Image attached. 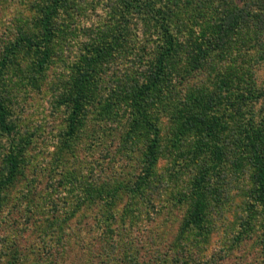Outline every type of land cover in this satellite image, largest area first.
I'll return each instance as SVG.
<instances>
[{"label":"rangeland","instance_id":"rangeland-1","mask_svg":"<svg viewBox=\"0 0 264 264\" xmlns=\"http://www.w3.org/2000/svg\"><path fill=\"white\" fill-rule=\"evenodd\" d=\"M48 1L0 0V55L17 36L39 34ZM134 1L60 0L45 69L36 70L37 50L25 45L4 68L0 99L13 128L0 135V176L11 141L19 164L2 190L0 264H264V209L238 148L251 126L264 143V0ZM144 2L171 11L178 51L147 97L165 151L136 194L122 190L140 173L149 133L126 138L127 100L148 78L147 60L159 44L155 20L139 10ZM251 8L257 11L247 14ZM239 10L244 15L234 23ZM224 16L232 29L224 45L202 54ZM93 59L69 135L75 77ZM186 100L203 104L205 124L217 121L224 160L201 223L181 232L188 204L176 196L188 192L199 168H211L205 150L199 158L193 152L200 134L212 138L205 125L173 139ZM119 184L114 201L94 193ZM104 210L112 213L107 225Z\"/></svg>","mask_w":264,"mask_h":264},{"label":"trees","instance_id":"trees-1","mask_svg":"<svg viewBox=\"0 0 264 264\" xmlns=\"http://www.w3.org/2000/svg\"><path fill=\"white\" fill-rule=\"evenodd\" d=\"M134 2H136V0ZM59 3L60 0H49L47 3H45L38 21L40 28L38 35L32 37L21 34L3 48V51L0 55V77L4 68L10 61L11 56L22 45L37 50L38 55L35 61L36 70L41 72L45 69L50 56L48 44L54 35L51 20L53 14H55L58 8ZM164 8V6L158 7L154 4L144 2L142 8L140 7L139 9L140 11L147 13L152 17L153 20H155L159 44L154 47L153 51L151 52V56L147 60L150 68L148 78L146 80H142L140 83L131 88L127 100L128 119L131 122V126L129 127V131L126 134V138L130 139V142H133L137 138L136 131L140 129H143L149 133L148 138L145 141L143 154L140 160V173H138L130 187L125 186L122 190L127 192L130 191L131 193L133 192L136 194H141L143 192L144 188L147 186L150 178L153 175L159 153H163L165 151L161 146L159 126L157 125L153 113H151L152 103L149 104L147 101L148 94L158 88L161 85L163 79L166 78L167 71L170 69L171 61L178 51V39L173 31L174 25L171 24V11H163ZM256 11V8H251L247 14H252ZM242 15H244L243 10L236 12L232 17L234 23H236L238 19L242 17ZM228 26H230V22L224 16L222 22L218 25L219 35H216L215 39L207 44L206 48L202 50V54H206L211 50L224 45L226 40L225 36L232 30L231 28L227 30ZM204 45L205 41L203 42V46ZM98 51H103V48L100 47ZM94 62L95 59H93V61L87 62L84 67H80L75 77V92L74 95H72L73 104L71 112L68 116V126L70 129L69 135L73 133V128L80 111L82 90L85 88L86 83L93 75L94 67L92 63ZM197 104H192L187 100L182 103L180 119L179 123L176 124L173 139L174 141H177V139L186 135L188 131L195 133L197 130L200 132V130L204 127L199 126L197 123L205 125L206 129L208 130L207 135H211L212 138L206 140L199 133L200 137L197 139L198 151L194 150L193 152L198 153L196 157L199 158L200 151L205 150V152L209 154L211 168L205 167L207 171H203L202 168H199L189 182V188L187 190L188 192L182 197L178 195L176 196L177 202H180V198H183V202L188 204L187 213L182 221L181 232H184L186 229L197 226L201 223L205 209L207 207L211 179H214V175L224 160L221 144L220 142L216 141V134H218V123L215 121L205 124L206 120L203 116L205 107L203 104ZM12 128V123L8 117L7 109L3 101L0 99V135H10ZM171 141L173 140L171 139ZM171 145L174 146L172 142ZM238 148L244 155L242 158L245 159L247 164L252 168V192L256 200L264 209V143L262 141L261 130L251 126L248 131L244 133L241 139V145L239 144ZM191 159L194 160L196 158ZM18 164L19 160L15 146L11 141V144L6 151L2 162L4 173L2 176H0V198L3 197L2 190L7 187L17 175ZM121 187L122 184L117 185V187L113 188L112 190H110L108 187L106 189L100 188L94 193H97L100 196H106L100 197L101 199L109 198L114 201L118 197L120 193L119 189H121ZM1 201L2 198L0 199V206ZM104 204L105 203H103V205ZM104 211L107 212V217H105V225H107L112 213L109 215V210ZM99 218H101V215Z\"/></svg>","mask_w":264,"mask_h":264}]
</instances>
